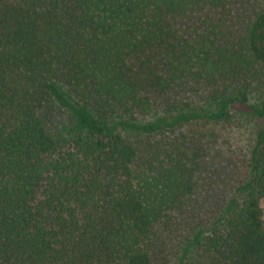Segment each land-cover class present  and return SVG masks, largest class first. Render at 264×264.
Returning a JSON list of instances; mask_svg holds the SVG:
<instances>
[{
  "label": "trees",
  "instance_id": "obj_1",
  "mask_svg": "<svg viewBox=\"0 0 264 264\" xmlns=\"http://www.w3.org/2000/svg\"><path fill=\"white\" fill-rule=\"evenodd\" d=\"M35 1L15 32L0 17V264H154V230L194 194L204 152L148 140L264 120L242 79L264 69L263 0ZM188 81L210 108L166 101ZM44 98L73 115L66 134L50 132ZM263 200L264 128L204 242L211 264H264Z\"/></svg>",
  "mask_w": 264,
  "mask_h": 264
},
{
  "label": "rangeland",
  "instance_id": "obj_2",
  "mask_svg": "<svg viewBox=\"0 0 264 264\" xmlns=\"http://www.w3.org/2000/svg\"><path fill=\"white\" fill-rule=\"evenodd\" d=\"M35 2L0 0V17L8 18V27L15 32L20 29V20L25 19L21 14L25 6L34 5ZM194 25L197 26V23ZM242 79L250 85L254 102L262 98L264 101V69L256 66L249 76L243 75ZM7 82L14 90L21 91V86L25 87L22 81H15L13 77ZM209 93L206 84L181 82L176 83L166 101H172L177 108L191 106L207 109L213 105ZM38 102L50 132L66 134L74 124L73 115L59 108L52 100L44 98ZM162 108L161 105V112ZM263 128L264 120L258 117L233 113L222 120L186 124L174 132L163 133L148 140L153 143L163 141L161 145L167 141L177 142L181 149L188 152L200 149L204 152L194 194L172 212L170 220L154 230L149 244L154 264H211L204 242L217 226L237 187L249 179L252 152L258 133ZM262 207L264 209V200ZM201 230H204L202 243L197 244L196 236Z\"/></svg>",
  "mask_w": 264,
  "mask_h": 264
}]
</instances>
